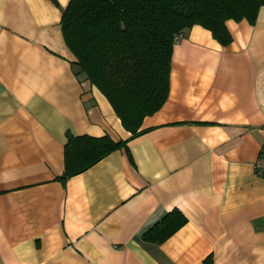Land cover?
<instances>
[{
	"label": "crops",
	"instance_id": "1",
	"mask_svg": "<svg viewBox=\"0 0 264 264\" xmlns=\"http://www.w3.org/2000/svg\"><path fill=\"white\" fill-rule=\"evenodd\" d=\"M0 0V264H264V5L173 45L169 94L130 137L63 39L69 0ZM127 140L66 179V133ZM264 164V161H262ZM178 209L162 243L143 239Z\"/></svg>",
	"mask_w": 264,
	"mask_h": 264
},
{
	"label": "trees",
	"instance_id": "2",
	"mask_svg": "<svg viewBox=\"0 0 264 264\" xmlns=\"http://www.w3.org/2000/svg\"><path fill=\"white\" fill-rule=\"evenodd\" d=\"M262 5L264 0H69L60 24L79 71L106 97L130 137H136L145 131L140 129L143 118L168 97L175 37L200 25L228 45L225 21L254 24ZM126 143L67 132L59 179L64 183L115 150L128 152ZM186 221L174 208L143 239L162 243Z\"/></svg>",
	"mask_w": 264,
	"mask_h": 264
},
{
	"label": "built area",
	"instance_id": "3",
	"mask_svg": "<svg viewBox=\"0 0 264 264\" xmlns=\"http://www.w3.org/2000/svg\"><path fill=\"white\" fill-rule=\"evenodd\" d=\"M180 36H181V34H178L175 37V39H176L175 42H177V40L180 38ZM262 161H264V145L262 146L261 151H260V161H257L255 163V166H254L255 170L257 172H259L261 174V176H264V164L262 163Z\"/></svg>",
	"mask_w": 264,
	"mask_h": 264
}]
</instances>
